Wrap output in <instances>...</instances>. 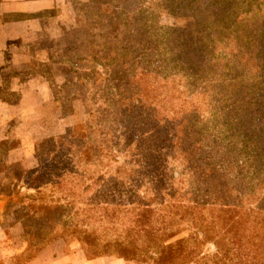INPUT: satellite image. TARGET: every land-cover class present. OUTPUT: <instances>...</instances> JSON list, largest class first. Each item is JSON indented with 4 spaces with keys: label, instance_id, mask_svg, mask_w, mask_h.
Segmentation results:
<instances>
[{
    "label": "trees",
    "instance_id": "1",
    "mask_svg": "<svg viewBox=\"0 0 264 264\" xmlns=\"http://www.w3.org/2000/svg\"><path fill=\"white\" fill-rule=\"evenodd\" d=\"M178 2L168 11L185 22L181 28L142 21L134 35L124 33L119 49L104 47L107 55L93 46L88 58L67 56L74 80L103 85L91 94L84 123L65 128L59 137L62 142L78 141L77 163L99 158L122 164L135 156L140 167L142 162H162L160 169L150 171L151 179L159 172L174 185L166 192L171 198L162 202L143 195L137 202L132 199L140 196L131 183L116 182L113 191L119 185L130 205L121 210L120 225L114 215L120 208L110 207L104 230L66 220L60 227L63 233L71 228L83 235L102 256L132 263L225 264L233 256L236 264H264V0H181L180 7ZM83 64L90 66L77 72ZM96 94L103 103L95 101ZM70 133L75 137L67 141ZM190 159L228 182L232 200L219 195L210 202L207 193L191 186ZM36 172L29 170L24 182L38 185L45 174ZM190 191L196 199L186 198ZM63 209L56 204L43 215L50 219L51 210L64 215ZM172 209L186 215L196 231L168 242L175 235L173 215L179 214ZM157 212L163 215L153 217ZM206 241L216 248L211 256L201 250ZM43 244L20 264L49 246Z\"/></svg>",
    "mask_w": 264,
    "mask_h": 264
},
{
    "label": "rangeland",
    "instance_id": "2",
    "mask_svg": "<svg viewBox=\"0 0 264 264\" xmlns=\"http://www.w3.org/2000/svg\"><path fill=\"white\" fill-rule=\"evenodd\" d=\"M180 1L167 0L156 5L161 0H25L22 3L0 0V105H8L11 114L0 127V251L11 253L1 261L20 264L44 247L43 243L50 242L49 246L55 243L68 251L82 250L90 258L102 256V250L85 241L83 235L71 232V228L63 233L60 224L66 220L98 232L109 227L110 207H119L114 215L120 219L112 220L120 225L124 214L121 210L130 205L119 193V185L113 191L116 182L131 183L140 196L132 197L137 202H141L143 195L160 198L162 202L171 198L166 192L174 185L166 182L159 172L153 173L156 175L151 179L150 171L160 169L162 162H142L140 167L138 161H133L135 156L122 164L99 158L77 163L78 141L62 142L59 137L65 128L84 123L88 100L103 85L99 81L82 84L74 80L76 75L70 71L71 58L67 56L80 53L88 58L94 54L93 50L107 55L119 49L124 33L132 34L136 27L142 28V21L154 19L168 28H181L185 22L168 11L170 4L178 2L179 6ZM91 40H95V45ZM104 47H110L111 51H104ZM172 51L183 52L177 48ZM86 66L90 64L81 65L77 72ZM95 101L103 103L97 94ZM73 137L71 133L66 135L67 141ZM217 146L224 147L225 143L218 142ZM188 161L189 174L193 172L189 175L191 186L207 193L210 202L219 195L232 200L227 192L228 182L217 174L207 173L199 160ZM117 168H121L119 174ZM34 169L36 174L45 175L38 185L32 186L24 179ZM112 194L113 199L109 196ZM196 197L194 191L186 195L187 199ZM56 204L63 205L64 215L55 210H51L50 219L43 215ZM172 210L179 214L173 215L171 232L175 235L168 242L187 238L196 231L186 215ZM159 215L163 214L157 212L152 216ZM155 242L162 244L159 239ZM201 250L205 256L216 252L210 241ZM223 262L236 264L233 256L232 260L225 258Z\"/></svg>",
    "mask_w": 264,
    "mask_h": 264
},
{
    "label": "crops",
    "instance_id": "3",
    "mask_svg": "<svg viewBox=\"0 0 264 264\" xmlns=\"http://www.w3.org/2000/svg\"><path fill=\"white\" fill-rule=\"evenodd\" d=\"M25 0H13V2L22 3ZM11 117L9 106L0 105V127L7 123ZM6 253V254H5ZM13 254V253H12ZM6 252L0 251V264H9L8 261H1L2 258L9 256ZM24 264H128L126 260L113 256L87 257L82 250L68 251L64 246L51 244L44 249L39 250L34 257Z\"/></svg>",
    "mask_w": 264,
    "mask_h": 264
}]
</instances>
